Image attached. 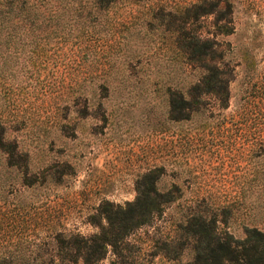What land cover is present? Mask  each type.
<instances>
[{"label":"rangeland","instance_id":"obj_1","mask_svg":"<svg viewBox=\"0 0 264 264\" xmlns=\"http://www.w3.org/2000/svg\"><path fill=\"white\" fill-rule=\"evenodd\" d=\"M194 1L134 0L128 10L120 0L116 12L108 14L105 29L84 41L82 36L79 41L82 32L76 38L77 30L68 32L65 21L74 14L72 8H61L53 0L54 7H59L54 14L60 17L55 24L45 15L50 3L41 4L35 69L32 75L29 71L27 77L19 74L8 80L13 86L20 82L22 90L0 94L3 117L9 101L19 102L15 112L19 125L10 135L28 151L30 169H48L49 173L47 180L20 196L49 205L52 214L45 222L55 231L85 239L98 233L100 225L106 224L105 219L93 218L98 205L108 200L125 207L135 198L137 178L154 166L164 165L159 189H179L176 202L166 205L160 216L133 228L114 246L108 245L104 257L91 264H176L165 256L162 243L172 233L174 222L193 210L215 217L221 230L236 237H242L248 226L264 228V171L259 170L260 164L259 171L253 169L258 162L264 168V159L250 156L248 150V134L263 128L264 120L244 130H225L231 138L214 131L205 133L202 141L195 137L189 142L196 129L168 119L167 88L184 87L197 79L198 71L182 64L180 56L161 41L160 29L138 25L148 17L150 6L178 11ZM230 1L233 32L217 36L223 60L232 69L227 111L244 105L249 112L264 116V0ZM219 10L227 11L220 6L205 14L201 27L192 28L212 36ZM134 21L137 26L130 24ZM51 24L55 30L47 36ZM63 33H69V40H61ZM27 55L19 58L25 67ZM102 81L107 89L98 88ZM78 88L82 96L76 103L56 109L64 98L69 103L66 97ZM4 162L0 154V169ZM2 173L0 189L4 191ZM201 197L205 202L196 205ZM42 221L40 237L46 233L40 227ZM188 256L184 253L182 261Z\"/></svg>","mask_w":264,"mask_h":264},{"label":"trees","instance_id":"obj_2","mask_svg":"<svg viewBox=\"0 0 264 264\" xmlns=\"http://www.w3.org/2000/svg\"><path fill=\"white\" fill-rule=\"evenodd\" d=\"M57 1L61 8L73 9L74 14L65 23L68 32L77 30L75 38L82 32L79 41H82L81 36L84 41L105 29L109 23L108 14L116 12L119 4L128 10L134 4V0H124L125 3L119 4L120 0ZM48 3L50 6L45 15L59 24L60 17L54 14L59 7H54L53 0H0L1 95L23 89L20 82L13 86L8 80H13L19 74L27 77L29 71L32 75L38 42L37 13L41 10V4ZM220 6L227 11L219 10L215 14L212 36L192 28L195 24L201 27L205 14L213 13ZM231 10L230 0H197L178 11H167L162 5L156 9L150 6L148 17L138 21L139 26L160 29L161 41L167 42L168 48L180 56L182 64L198 71L197 79L184 87L168 85L167 88L168 119L193 125L196 129L195 135L189 137V142L195 137L202 141L205 133L214 131L231 138V134L225 130L231 127L244 130L247 125L253 124L255 127L264 120L263 115L249 112L244 105L227 111L230 107L232 69L223 60V50L220 49L221 43L217 36L233 32L234 21L229 16ZM130 24L137 26L136 21ZM51 26H48L47 36L55 30ZM67 34L63 33L61 40H69ZM23 53L28 54L26 67L23 66L25 62L19 61ZM98 88L107 89L106 82H99ZM81 96V89H71L66 97L69 103L64 98L56 105V109H67L70 102L76 103ZM8 106L7 115H0V154L5 157L0 169L3 172L2 185L5 187L4 191L0 189V264H67L80 260L91 264L104 257L108 245L114 246L133 228L150 223L154 217L162 214L166 205H172L179 197L176 186L174 189H159L158 182L164 173V165L154 166L137 178L135 198L127 201L125 207L108 200L98 205L93 218L100 217L106 221V224L100 225L98 233L85 239L76 233L60 229L55 231L51 224L45 222L50 220L52 214L49 205H37L35 200L20 196L47 180L49 173L48 169L32 171L28 151L22 149L15 138H11L10 131L16 130L19 125L17 111L20 105L19 102L9 101L6 104ZM248 137L251 139L248 145L250 156L264 159V127L249 133ZM217 142L223 143L222 139ZM218 147L215 145L214 150L219 151ZM261 163L254 164V171H264ZM257 164L261 165L259 170L256 169ZM11 178L14 179L11 181ZM57 178L61 179L60 176ZM15 180L18 187H15ZM51 180L55 181L53 178ZM262 180L264 187V178ZM205 199L198 198L195 204L201 205ZM41 220L44 222L40 227L46 231L43 237L39 236ZM162 247L165 256L176 264H264V228L248 226L242 237H236L227 230H221L215 217L200 215L193 210L183 220L174 222L172 233L167 235ZM184 253L189 256L182 261Z\"/></svg>","mask_w":264,"mask_h":264}]
</instances>
